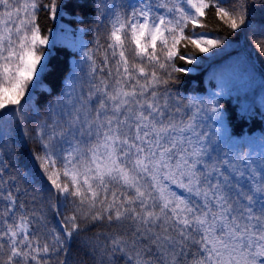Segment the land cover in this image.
Segmentation results:
<instances>
[{"label": "snow or ice", "instance_id": "6c2138e0", "mask_svg": "<svg viewBox=\"0 0 264 264\" xmlns=\"http://www.w3.org/2000/svg\"><path fill=\"white\" fill-rule=\"evenodd\" d=\"M252 7L0 0V264H84L74 248L91 264H264V134H229L223 85L184 88L223 33L264 56ZM69 10L79 59L40 106L54 30L41 19Z\"/></svg>", "mask_w": 264, "mask_h": 264}, {"label": "trees", "instance_id": "16d2710c", "mask_svg": "<svg viewBox=\"0 0 264 264\" xmlns=\"http://www.w3.org/2000/svg\"><path fill=\"white\" fill-rule=\"evenodd\" d=\"M253 7L250 11V21L254 25L264 23V5L260 0H250ZM42 26L53 28V43L46 49L48 59L45 63L48 71L42 74L41 81L32 91V102L44 105L52 99L62 87L63 78L79 59L74 50V42L79 39L80 24L73 16L66 14L58 21L41 19ZM215 21L209 20L210 27ZM67 29L62 32L61 29ZM226 44L215 56L200 54L203 62L195 66L184 83V88L201 96H210L223 85L225 93L220 97L224 105V119L228 132L235 139L249 136L259 137L264 134V56L252 46L244 32L223 33ZM88 39V37H85ZM251 108V114H245L244 109ZM29 147H32L29 145ZM77 260L83 258L84 264L91 261L77 249H73Z\"/></svg>", "mask_w": 264, "mask_h": 264}]
</instances>
